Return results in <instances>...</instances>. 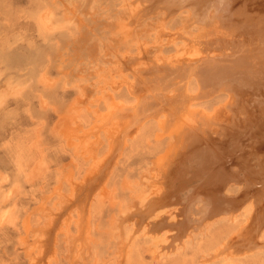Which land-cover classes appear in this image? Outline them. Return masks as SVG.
<instances>
[{"label": "rangeland", "instance_id": "rangeland-1", "mask_svg": "<svg viewBox=\"0 0 264 264\" xmlns=\"http://www.w3.org/2000/svg\"><path fill=\"white\" fill-rule=\"evenodd\" d=\"M148 4H142V0H0V264H264V154L245 153L249 140L253 144L259 141L260 148L264 147V132L254 130L259 129L254 123L261 120L259 114H254L256 119L252 117L255 121L249 126L250 130L254 126L256 134L249 138L252 130H248L238 133L242 136L235 135V144L243 138L247 148L231 144L228 148L233 158L248 160L242 165L237 163L241 159L235 160L228 172L243 176L245 170H252L255 183L250 187L259 188L250 192L254 194L251 199L257 208L255 213L258 211L256 228L249 233L256 241L255 250L250 253L243 248V239L227 246L244 225L243 215L234 220L203 222L189 236L173 240L169 234L174 235L180 226L161 229L168 231L167 239L155 236L160 231L147 228L148 222L162 217L167 223L183 219L175 207H183L197 189L204 187L195 175L196 168L184 167V161L176 172L182 181L177 183L179 177L174 178L169 193L167 187L172 181L164 183L162 173L175 164L171 163L173 155L178 153L180 158L185 149V138L192 135L189 123L203 136L209 123L177 122L181 110L168 120V105L160 109L159 102L143 96L151 93L149 90L132 89L135 85L131 83L137 78L148 76L145 69L149 62L160 64L174 59L186 40L196 37V33L200 35L206 27L193 21L191 24L187 12L168 15L162 8ZM237 5L235 8L241 10L242 6ZM256 9L249 14L259 12ZM262 33H257L262 42L252 32L247 35L251 39L243 37L248 43L259 44L261 50ZM253 43L247 47L253 48ZM254 50L245 55L248 62L242 55L246 66L253 64L252 71L238 78L237 74H226V82L235 85L241 76L252 72L249 75L255 86L241 96L250 109L259 104L255 101L264 102V66H260L264 65V50L258 55L253 54ZM258 58L261 62L256 65L262 72L254 69ZM176 75L160 79L178 88L168 87V96L184 91L181 97H185L187 108L194 107L207 115L219 108L224 113L218 112L229 119L237 108H242L237 105L240 97L235 88L228 90L229 85L224 83L225 90L219 86L223 81L212 80L210 74L204 75L210 87H206L207 81L199 85L193 75L181 86ZM161 80L157 87H161ZM163 82L162 86L166 84ZM189 95L194 96L191 102ZM140 99L148 103L143 102L138 105L140 111L138 107L136 110L142 115L149 112L143 115L146 119L129 108ZM176 102L172 107L180 105V100ZM110 108L120 115L110 114L114 112ZM153 114L159 115L154 118ZM258 126L264 131V124ZM216 128H212L214 137L221 131ZM242 185L234 183L225 194L238 195ZM198 202L202 203L193 200V205L196 207Z\"/></svg>", "mask_w": 264, "mask_h": 264}, {"label": "bare ground", "instance_id": "bare-ground-1", "mask_svg": "<svg viewBox=\"0 0 264 264\" xmlns=\"http://www.w3.org/2000/svg\"><path fill=\"white\" fill-rule=\"evenodd\" d=\"M145 1H147V3H149L148 5L151 4L154 8L155 7L162 8V10L165 13H168V15H170L171 13L173 14V13L182 12V11L187 12L188 16L192 19V20H188L190 23L193 21L194 23H197V24L199 23L200 25H203L206 27H203L202 33H200V35L197 36V33H196L195 34L196 37L193 38L190 36L191 39L189 38L188 41L186 40L185 46L182 45L184 47L183 48L181 47L182 50H181V48H179V50H181V51H180V53H179V50H178V53L176 52L177 55L174 59H171L170 61L164 60L160 64H159V62L156 63L154 60L149 62L148 66L145 69L146 70L145 74H147L148 76L144 75L145 77L143 76L144 77L143 80L142 79L140 80V78H137L138 81L136 80L135 83H131L132 85H135V86H133L134 88H132V89L136 90V87H137V91H139V90L148 91L149 90L151 93H147V95H143V96L148 97V101L154 100L156 102H159L161 104V105L159 104L160 109L161 108L162 109L168 108L167 106H165V108L162 107V105H168L170 107V110H171V112L169 111V113L167 115L168 120L172 114H176L178 110H181L180 111L181 113L178 114V119H177L178 121L177 122H195V123H197L199 121L200 122L202 121V124H203V122H209L208 126L205 128V131H202L203 134H204V132L206 134V135L204 134V136L201 135L202 133L198 132L199 129H197V127L195 128V125H193V123H189V124H192L190 127L192 135H188L187 136L188 139H187V137L185 138L186 139V144L184 146L185 149L183 151H181L180 158L177 156L178 153L173 155L175 157H173V161L171 163L172 164L175 163V164L171 165L170 168L167 167L168 169L166 168L165 171L162 173V175L165 176V179H164L165 182L163 180L164 183L172 181V186L169 185L170 188H169V186L167 187L168 193H169V189L172 191L173 187L175 185V182H176V180L173 181V179L174 178L177 179L179 177L178 173H176L178 170V167H179L180 163L184 161L183 162L184 167L186 165V166L191 167V168H192V166H194L196 168L197 171H195V175L198 178H201V180L203 181L204 187L202 189L201 188L197 189L198 191H196L194 194L191 195L189 202L186 203L183 207L182 206L179 208L175 207V210H177L176 213L180 212V214L183 215V217H184L183 219H181V220L177 219L175 222L167 223V222H165V217H162L157 221L148 222L147 228L149 230L153 229L155 231L161 232V233L155 234V236L161 235L162 238L165 236L164 238L167 239L168 236L170 235L169 237H171V239L173 240V238H181V237L189 236L193 232L192 230H194L195 227L200 226V224L203 222H206V221L211 222L213 220H217V219L219 220V219H224V218L234 220V218H236V216L243 215L245 217V222L243 223L244 225L240 228V231L238 229L239 232L237 231L238 233L236 234V236L233 239L230 238L231 242L230 241H229V243L227 242L228 243L227 246H230V244H232L235 240L240 241L239 239H243V241L245 242L243 248L247 249L248 252L250 250L251 251L255 250L254 247L257 245L256 241L251 240L249 237V233L254 232L253 230L256 228V225H255L256 223L254 224V222H255V219H257L255 216H256V213L258 212L257 211L255 213V209H257V208L253 204V202H252L253 199H251L252 195L250 194V192L252 191V188L255 190L254 186L250 187L251 186L250 183L253 185L255 183V182H253L255 176H253L252 170H245L243 176L241 174L242 177L240 175L239 176H237V175L232 176L233 174L228 172V168H231L232 164L237 162V161L236 162H234V161L238 159V156L236 158L234 157L235 158L234 159L229 150L231 149V147L236 146V145H239V146L243 145V147L245 146L244 144L246 143V140L242 141L243 138L241 139V141H239V143L237 142L238 144H235V141L237 140V138H235V135L238 136L239 132L247 133V131L250 130V127H249L250 124H252L256 119L254 117V114H256L255 116H257V114H259L261 116V118L259 117V115H258V117L261 120L264 119V117H262V116H264V105H262V106L260 105V104H264V102L255 101V102H259V104L251 105V109H250L249 105L243 104V98L241 96L247 94L255 86V84L252 81L253 78H251L252 75H249L252 72H250L249 74H247L245 76H241L240 77L241 79H238V81L235 85L234 84L230 85L226 82V80H227L226 74H231V75L237 74L236 78H238L239 75H242L241 73H243L245 71H247V72L252 71V69L250 70V67L253 66L252 59L256 55L251 54L253 57L250 60L251 62L249 61V63L252 64L250 67L246 66V63L249 60V59L247 60V58H249V57L246 58L245 55L249 54V53L247 54V52H252L255 49L254 46L256 44L251 42V43H253V48L251 47L253 50L250 51L251 48H248L247 46H249L251 43L249 42L250 43L249 44L248 40L246 38H250V37H247V35H249L248 32H250V33L252 32V34H257V33L259 34L260 33V35L262 32H264V13L260 12V9H264V8H262V6H264V0H142V4ZM238 3H239V6H242V9L241 10L239 9V11H241V12H239L235 8V6ZM246 6L247 7L250 6V7H252V9L258 8V10L257 9L256 10L259 12H255V14H253L254 12H252L249 14V11L252 9L249 7L250 10H248V8ZM237 7H238V5H237ZM149 11H151V9ZM235 11H238L239 13L236 14ZM246 11H247V13H246ZM147 14H149V13H147ZM191 24H193V23H191ZM258 34H257V36H258ZM262 34H264V33H262ZM178 35H179V33H178ZM181 35H182V33H181ZM244 35H246L245 36L246 38L243 37ZM250 36H255V35H250ZM257 36H255V37H257ZM255 37H253V38H255ZM260 37L258 36V38H260ZM261 38H260V40H261ZM255 39H257V38H255ZM184 42L185 41H183V43ZM260 42H262V40ZM247 44H249V45H247ZM257 44H258V41H257ZM262 44H264V43H262ZM258 45H256L255 47L256 48L260 47ZM262 47H264V46H262ZM243 49H244V51H243ZM255 50H254L255 53L253 52V54L257 53V55H258L259 53L262 54V52H260V51L264 50V48H262L261 50H259L257 48ZM239 51L242 54H240ZM242 55L247 60L246 63H245V60H243ZM262 55H264V54H262ZM173 56H175V55H173ZM169 57H171V56H169ZM159 58H161V57L159 56ZM259 59L261 60V58H258V61H257V59L255 60L256 61L255 65H256V63L257 64L259 63V61H260ZM145 61H147V59ZM262 61H264V60H262ZM260 66L262 67L264 65H260ZM257 68H259V65L258 66L256 65V68L254 66L255 70ZM254 69H253V71H254ZM261 69H262V71H264V67H262ZM127 70H128V68H127ZM258 70H260V68L257 69V71ZM135 73L136 72L134 71V75H135ZM173 73L179 74V76L176 75V77L178 76L177 78L179 79V81H176V80L175 81L179 82L178 84H180L181 86H183V84L186 83V82H183V80L188 78L190 75H193L195 77V79L197 80V83L199 85H203L204 82L207 81L206 87L207 86L210 87V85H207L208 80L204 81L205 77H207L204 75L210 74L209 76H211V77L213 76L212 78H214V79L211 78L212 80H215V78H216V80H217V81L215 80L216 82L219 81V83H220V81L221 82L223 81V83L219 86L222 87V85L224 83H226L229 85L228 90L235 88V93L240 97L239 99H237V100H239L238 101L239 104H237V105H239V107L241 106L242 108H240V110L237 108L235 110V112L232 114V117L230 119L225 114H223V116H222L221 113H224V112H221V110H219V108L217 110L214 109V111L215 110L216 111L211 112L212 114H210V115H207V114H209L208 112H207V114H205V113H203L204 111L200 112L198 109L197 110L194 109V107H192V109L187 108L188 106H185V102H184L185 97L184 96L181 97V95L184 93V91L183 92L180 91L181 93L178 91L179 92L178 95H180V96H178V95H176L177 93L176 94L174 93V90H175L174 89L173 93L175 95H172L170 97V96H168L169 93H168L167 89H168V87H172V85H173L172 82H174V81H170V83H172V84H169V83L163 82L160 79L162 77V79L164 80V78H167L170 75L171 76L175 75ZM138 74L142 75L143 72L142 73L139 72ZM262 75H264V74H262ZM171 76H170V78H171ZM256 78H259V77L256 76ZM172 79L174 80V78H172ZM211 79L209 80V82L211 81L216 85L215 81H212ZM224 79H225V82H224ZM160 80H161V83H160L161 87H157V85H158L157 81H160ZM257 80L258 79H255V81H257ZM162 82L166 83V84L165 85L163 84V86H162ZM213 83H212V86L214 85ZM131 84H130V87H131ZM226 84H224V85L227 86ZM140 85H142V86H140ZM172 88H177V87H174V85H173ZM215 88H216V86H215ZM132 89H131V91H132ZM212 89H213V87H212ZM212 89L210 88V90H212ZM176 90H178V88ZM225 90H226V87H225ZM209 94H210V92H209ZM150 96H152V98H153L152 100L149 99V98H151ZM230 96H232V95H230ZM146 97H144V98L146 99ZM189 97H190V99H189ZM189 97H187L188 102H189V100L191 102L192 101L191 98H194V96L192 97L189 95ZM187 98H186V100H187ZM137 99H139V98H137ZM177 99H178V101L180 100V103H179L180 105L179 106L177 105V106L179 108L181 107V109H179L178 107H177L178 109L174 108L175 105H173V104L176 102ZM146 101L147 100H145V102L144 101L141 102V99H140V101L139 100L137 101L138 102L137 105H134V106L132 105V107H129V108H131V110L134 109L132 111L136 112L135 113L136 116H137V112L140 115L141 113L139 112L140 111L139 107L143 105L142 104L143 102L145 104ZM233 101L234 100H232V102ZM176 103L178 104V102H176ZM152 104L153 103H151V105ZM138 105H140V106H138ZM172 105L174 107H172ZM188 105H189V103H188ZM230 105H231V103H230ZM129 106H130V104H129ZM146 106H149V105H146ZM223 106L225 107L224 104H223ZM137 107H138L139 111L136 110ZM154 107H155V105H154ZM220 107H222V106H220ZM148 108L154 109L152 107H148ZM110 109H113V108H110ZM182 109H184V110L187 109V110L182 111ZM113 110H114V112H110V114H112L114 116V113L117 112V109H113ZM157 110H159L158 106H157ZM157 110L154 113L157 114V112H159ZM218 110L221 113L218 112ZM237 110H238V112H237ZM255 110L258 113L257 112L253 113ZM152 111H154V110H152ZM152 111H150V112L152 113ZM222 111H223V109H222ZM143 113L145 114L146 112H143ZM102 114H104V113H102ZM118 114L119 113L117 112V114H116L117 117H118ZM133 114H134V112H133ZM148 114H150V113L147 112L146 115H148ZM143 115L141 114L142 117H140V118L144 119L146 117L144 115L145 117L143 118ZM158 115H154V118H155V116L158 117ZM161 115H163V114H161ZM150 116L153 117L152 114ZM252 117L255 119H253ZM135 118H137V117H135ZM166 118L167 117H165V120L163 121L164 124H166L165 123V121L167 120ZM118 120H120V119L118 118ZM261 120L259 122H254V123H256V124L258 123V125L264 124V122L260 123ZM121 121H123V120H121ZM222 122H229V123L228 124H225V123L222 124ZM103 123L105 124V122H103ZM132 123H133V121H132ZM140 124L141 123H139V125ZM174 124H176V123H174ZM168 125H166V126H168ZM258 125L257 126L255 125L257 127V129L259 128L258 130L254 129L253 128L254 126L252 128L256 132L258 131L257 132L258 134H259V132L260 133L264 132V131H262V129ZM179 126H181V125L179 124ZM217 126H218V128L220 127L219 129H221V131L218 133L221 138L218 137L219 135L214 137V135H216V133L214 134V131L212 130V128L217 129L216 128ZM125 127H124V129H125ZM170 127H171V124H170ZM170 127H169V129H170ZM262 127H264V126H262ZM201 128H203V126ZM252 128H251L252 131L250 130L251 132L249 133V136L252 133L256 134L255 131L253 132ZM182 131L183 130L180 131V129H179L178 132L181 133ZM212 131H213L214 135L212 134ZM255 134L253 136H255ZM262 134H264V133H262ZM183 136H185V135H183ZM239 136H242V134ZM251 137H252V135L249 138H251ZM260 138H259V140H260ZM120 139H121V137H120ZM234 139H236V140L234 141ZM254 140L257 141L256 139H254ZM118 141H119V139H118ZM115 142H116V140H115ZM250 142L251 141L249 140V146H248L249 149H245L246 154H248L247 152H251V153L253 152L252 154H255L257 156L258 154H260L261 151H262V154H264V147L260 148V146L258 145L259 141L255 142V144H253V141L251 143ZM230 144L232 145L231 147H230ZM247 145H248V143H247ZM245 147L247 148V146H245ZM228 148H230V149L228 150ZM115 149H117V148H115ZM234 149H236V148H234ZM242 152H243V150H242ZM256 156L254 157L255 159H256ZM239 159H241V158H239ZM247 161H248L247 158L243 157L237 163L242 165ZM257 161L258 160L256 159V162ZM262 161H264V159H262ZM158 164L159 163H157V165ZM158 166H157V168H158ZM262 171H264V169H262ZM185 173L187 174L188 172L185 171ZM192 175H193V173H192ZM228 176H230V177H228ZM262 177H264V176H262ZM180 179H181V177L178 178L177 183L182 181V179L181 180ZM259 179H261V177ZM262 179H264V178H262ZM212 182L213 183L215 182V184H213L211 186ZM236 182H239L240 185L243 184L242 185L243 189L240 191V194L237 197H233V196H230L229 194L228 195L225 194V193H227V192H225V190L228 187L232 186ZM163 187H166V186L164 185ZM258 189L259 188H256L257 191H258ZM256 190H255V192H256ZM259 191H261V190H259ZM246 193H249L248 197H247ZM257 196H258V194H257ZM252 197H254V194ZM255 198H257V197L255 196ZM262 198H264V197H262ZM193 200H200V201H202V203H200V202L196 203V207H195L193 205ZM262 201H264V200H262ZM180 208H181V211H180ZM164 210H167V208H165ZM189 212H191V214L196 213V214H198V216L197 217H195V216L191 217V214H190L189 215L190 217L188 219L187 214ZM159 214H160V212L156 213L154 216H158ZM251 224L254 228L251 226ZM169 226L170 227L180 226V228H178L176 230L174 235L169 234L168 231L162 232V230H164L166 227H169ZM190 231H192V232L190 234H188ZM256 232H257V229H256ZM248 237H249V239H248ZM170 244H171V242H170ZM227 246L225 248H227ZM258 246H257V248H259ZM262 248H264V247H262ZM251 251H250V253H251ZM244 253L245 252H243V254Z\"/></svg>", "mask_w": 264, "mask_h": 264}, {"label": "water", "instance_id": "water-1", "mask_svg": "<svg viewBox=\"0 0 264 264\" xmlns=\"http://www.w3.org/2000/svg\"><path fill=\"white\" fill-rule=\"evenodd\" d=\"M239 194H240V193H239ZM239 194H238V195H239ZM238 195H234L233 197H237Z\"/></svg>", "mask_w": 264, "mask_h": 264}]
</instances>
